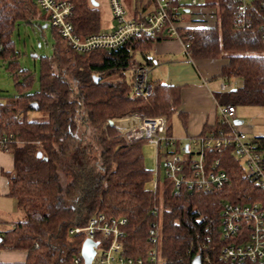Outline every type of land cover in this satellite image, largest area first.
<instances>
[{"label": "trees", "instance_id": "trees-1", "mask_svg": "<svg viewBox=\"0 0 264 264\" xmlns=\"http://www.w3.org/2000/svg\"><path fill=\"white\" fill-rule=\"evenodd\" d=\"M70 2L78 35L102 30L99 9L90 0ZM202 6L215 9L217 20L179 30L189 56L227 59L219 76L239 78L241 84L221 94V104L264 106V15L253 7L251 25L243 27L236 21L235 0H208ZM36 19L47 20L34 0H0V58L16 89L0 103V129L13 135V169L5 175L8 196L23 215L0 233V248L26 252L24 261L11 264H70L84 235L69 239V229L85 226L98 212L126 219L122 242L129 256L144 257L156 246L159 264H193L197 259L201 264H264V258L230 262L221 256L227 241L220 225L224 202L264 198V190L245 175L235 157L226 150L205 152L209 164L218 161L228 174L219 189H175L160 176L153 190V170L145 165L143 153L146 140L128 142L108 123L132 113L168 120L175 112L177 86L149 81L150 92L133 93V63L150 65L148 52L166 37L139 35L115 49L81 53L52 27V52L41 57L39 88L32 92L34 75L20 66L12 34L18 23ZM221 128L226 129L219 120L200 134ZM252 137L264 142V136ZM154 208L158 211L152 213ZM151 227L158 230L156 244L149 241Z\"/></svg>", "mask_w": 264, "mask_h": 264}, {"label": "built area", "instance_id": "built-area-1", "mask_svg": "<svg viewBox=\"0 0 264 264\" xmlns=\"http://www.w3.org/2000/svg\"><path fill=\"white\" fill-rule=\"evenodd\" d=\"M68 46L77 52L94 49H115L128 39L145 35L176 38L189 55L188 43L182 42L179 30L184 27L181 15L196 14L198 0H133L128 10L122 0H108L113 24L108 29L80 36L71 22L72 4L70 0H34ZM236 21L243 27L251 25L250 13L253 7L264 15V0H235ZM138 4V5H137ZM139 6V7H138ZM133 7V8H132ZM210 9V8H207ZM185 24V23H184ZM264 37V21L260 25ZM191 35L189 34V37ZM135 82L134 95L150 92L148 68L133 63ZM220 122L226 129H210L190 138L187 144L179 143L167 133V119L164 116H146L142 113L127 114L113 119L114 127L126 141L145 139L146 144L155 149V169L149 186L155 190L158 178L169 179L175 189L185 186L188 190L209 191L219 189L228 182V174L206 160L205 152L226 150L235 157L245 175L264 190V142L248 136L235 128L236 106L230 103L218 104ZM127 119L125 124L115 120ZM13 139L11 133L0 129V151H9ZM158 211L154 208L152 213ZM126 219L108 218L101 212L93 214L83 227H71L72 235L82 233L84 239L96 241L95 253L90 264H159L156 246L147 250L144 257L129 256L124 252L122 226ZM222 237L226 243L221 248V256L230 262L255 261L264 258V198L252 200L250 196L237 202H224L220 212ZM84 241V240H83ZM149 241L156 244L158 230L149 229ZM70 264H85L79 251Z\"/></svg>", "mask_w": 264, "mask_h": 264}, {"label": "crops", "instance_id": "crops-1", "mask_svg": "<svg viewBox=\"0 0 264 264\" xmlns=\"http://www.w3.org/2000/svg\"><path fill=\"white\" fill-rule=\"evenodd\" d=\"M94 1L97 7L98 1ZM180 25L197 26L186 23V20ZM148 53L151 59L150 65H147L148 80L179 88L180 101L175 112L167 120V133L179 143L186 145L190 138L199 135L205 127L214 126L220 120L217 108V105L221 104L219 97L233 89V86H239L241 80L237 78L232 81V78L225 79L219 76L221 67L227 63V59L191 58L183 49L181 41L176 38H163L155 42ZM139 61L145 62L143 58ZM235 121L242 123L237 115ZM244 130L252 133V128L245 127ZM12 169L11 153L0 151V193L4 196H8L9 191L5 173L11 172ZM2 211L5 216L0 220V233L9 229L15 221L9 216L14 212L16 214L15 200L11 198L7 208ZM25 258V251L0 248V264L22 262Z\"/></svg>", "mask_w": 264, "mask_h": 264}, {"label": "rangeland", "instance_id": "rangeland-1", "mask_svg": "<svg viewBox=\"0 0 264 264\" xmlns=\"http://www.w3.org/2000/svg\"><path fill=\"white\" fill-rule=\"evenodd\" d=\"M100 13L101 26L103 29H108L112 26L113 20L108 4V0H97ZM128 10L130 4L133 6V0H122ZM208 0H198V5L204 4ZM138 5V4H137ZM139 7V6H138ZM133 8V7H132ZM198 12L196 14H186L184 20L186 23L192 25H213L216 20V11L215 9H207L203 6L197 7ZM184 16L181 15V17ZM40 25V26H38ZM12 39L15 44L16 51L18 52L19 64L22 68L28 69L33 75V83L31 91L35 92L39 88V72H40V60L43 56H50L53 43V31L52 26L49 22L36 19L32 23L20 22L16 25L15 30L12 34ZM136 59L142 60L140 54L136 55ZM151 74L149 75V77ZM237 78H232L235 80ZM233 86V88H236ZM16 94V89L14 87V82L12 80L9 71L7 70L6 62L0 58V103L5 102L7 97ZM34 115V114H31ZM236 115L242 120L241 124H234L235 128L239 131H243L248 136H264V106L259 105H236ZM125 120H115L116 123L124 122ZM245 127L252 128V133L244 130ZM85 135L88 136V133ZM96 154V151L93 152ZM143 153L145 165L154 170L155 163V149L150 147L148 144L143 145ZM2 188V187H1ZM11 198L9 196H4L0 193V220L4 219V212L2 210L7 208ZM9 207V206H8ZM10 218L21 219L23 218L22 213L17 210L12 214H9ZM7 220V219H6ZM7 250V249H3Z\"/></svg>", "mask_w": 264, "mask_h": 264}, {"label": "water", "instance_id": "water-1", "mask_svg": "<svg viewBox=\"0 0 264 264\" xmlns=\"http://www.w3.org/2000/svg\"><path fill=\"white\" fill-rule=\"evenodd\" d=\"M91 3L92 5L96 6L97 3L94 1V0H91ZM95 80L97 81L98 80V77L95 78ZM33 108L36 109L37 108V105L35 103L32 104ZM241 121H235V124H240ZM109 125H114V122L113 120H109L108 121ZM37 157H40L41 156V153L38 152L37 154ZM0 241H1V237H0ZM97 245V242L96 241H92L91 239H84V241L82 242V245H81V255L84 259V263L85 264H90L91 263V260L94 256V253H95V250H94V247ZM193 264H201L199 259L195 260L193 262Z\"/></svg>", "mask_w": 264, "mask_h": 264}, {"label": "bare ground", "instance_id": "bare-ground-1", "mask_svg": "<svg viewBox=\"0 0 264 264\" xmlns=\"http://www.w3.org/2000/svg\"><path fill=\"white\" fill-rule=\"evenodd\" d=\"M121 120H125V119H121ZM126 121H127V120H126ZM126 121H124V122H120V123H118V124H121V123L125 124Z\"/></svg>", "mask_w": 264, "mask_h": 264}]
</instances>
